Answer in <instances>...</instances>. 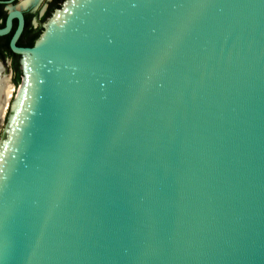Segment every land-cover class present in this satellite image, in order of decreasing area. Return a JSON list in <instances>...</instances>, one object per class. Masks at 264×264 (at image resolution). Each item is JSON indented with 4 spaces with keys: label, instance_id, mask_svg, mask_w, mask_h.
Instances as JSON below:
<instances>
[{
    "label": "water",
    "instance_id": "1",
    "mask_svg": "<svg viewBox=\"0 0 264 264\" xmlns=\"http://www.w3.org/2000/svg\"><path fill=\"white\" fill-rule=\"evenodd\" d=\"M14 16L0 264H264V0Z\"/></svg>",
    "mask_w": 264,
    "mask_h": 264
},
{
    "label": "flooded vegetation",
    "instance_id": "2",
    "mask_svg": "<svg viewBox=\"0 0 264 264\" xmlns=\"http://www.w3.org/2000/svg\"><path fill=\"white\" fill-rule=\"evenodd\" d=\"M66 1L68 0H0V29L6 27L7 20L11 14L20 13L23 17L24 25L16 45L18 47H32L43 33L49 19L54 15L56 10L63 7ZM18 25L19 20L14 16L11 20L10 29L0 36V81L4 80V78L11 79V82L10 79L9 82L13 88L12 99L15 93L18 92L12 85L14 84V79L17 74H20L21 78L23 75L22 60L24 57L15 54L10 47L11 39ZM7 70L10 71L9 75L6 74ZM4 99V96H0V106L4 104ZM5 113L1 114L0 112V119H2L1 117Z\"/></svg>",
    "mask_w": 264,
    "mask_h": 264
},
{
    "label": "bare ground",
    "instance_id": "3",
    "mask_svg": "<svg viewBox=\"0 0 264 264\" xmlns=\"http://www.w3.org/2000/svg\"><path fill=\"white\" fill-rule=\"evenodd\" d=\"M20 89H21V87H20ZM12 93H13V88H12L10 82H9V79L4 78V80H1L0 81V96H4V98H5L4 99V104L2 106H0V112H1V114H4L7 111V108L9 106V102H10L9 100H10V98L12 96ZM20 97H21L20 93H17V96L15 98V101L12 104V108L13 109H15L16 106L19 105Z\"/></svg>",
    "mask_w": 264,
    "mask_h": 264
},
{
    "label": "rangeland",
    "instance_id": "4",
    "mask_svg": "<svg viewBox=\"0 0 264 264\" xmlns=\"http://www.w3.org/2000/svg\"><path fill=\"white\" fill-rule=\"evenodd\" d=\"M9 73H10V71L7 70L6 74L9 75ZM12 85L17 89V87H18L17 84L16 85L12 84ZM15 95H16V93H15ZM15 95H14V97H15ZM14 97H13V99L11 98L12 100L11 99L9 100V101H11V103L9 102V105L11 104V106H12V102L14 100ZM11 106L10 107L8 106L5 115L3 117H1L2 119H0V144L5 139V136H6L5 131L7 128V120L11 114V110H10Z\"/></svg>",
    "mask_w": 264,
    "mask_h": 264
},
{
    "label": "trees",
    "instance_id": "5",
    "mask_svg": "<svg viewBox=\"0 0 264 264\" xmlns=\"http://www.w3.org/2000/svg\"><path fill=\"white\" fill-rule=\"evenodd\" d=\"M20 81H21V75L20 74H17L16 75V78L14 79V84H19L20 83Z\"/></svg>",
    "mask_w": 264,
    "mask_h": 264
}]
</instances>
